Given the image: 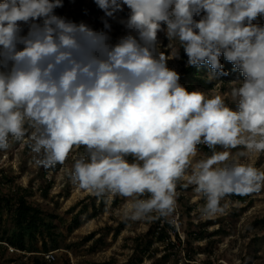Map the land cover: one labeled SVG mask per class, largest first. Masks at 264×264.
<instances>
[{
  "label": "clouds",
  "instance_id": "1",
  "mask_svg": "<svg viewBox=\"0 0 264 264\" xmlns=\"http://www.w3.org/2000/svg\"><path fill=\"white\" fill-rule=\"evenodd\" d=\"M92 2L99 29L58 15L63 0H0V151L26 142L45 170L75 151L69 182L124 198V223L174 220L178 186L205 219L264 191L248 162L264 157V0ZM182 54L208 84L225 85L221 57L242 79L189 90L168 67Z\"/></svg>",
  "mask_w": 264,
  "mask_h": 264
},
{
  "label": "rangeland",
  "instance_id": "2",
  "mask_svg": "<svg viewBox=\"0 0 264 264\" xmlns=\"http://www.w3.org/2000/svg\"><path fill=\"white\" fill-rule=\"evenodd\" d=\"M63 3L64 6L56 10L58 15L77 22L80 15L87 13L83 22L96 29L102 27L100 17L103 14L92 0H63ZM93 8L97 10L96 14H88ZM257 22L264 24V20L258 19ZM111 23V35L115 40L123 34V29L118 23ZM184 59L182 54L180 61H170L168 64V67L177 71L180 77H182V68L185 65ZM208 71L207 67L203 75L205 76ZM182 78L180 83L186 88L201 89L209 95L227 93L230 87L227 85L229 81L242 79L238 72H234L230 76L223 77L225 85L213 83V86L209 88L196 82L190 84V81L182 80ZM202 151L208 152L203 146ZM79 152L82 154L83 149H80ZM76 155L77 153L74 151L64 165H58L54 170H45L34 165L33 154L26 142L13 141L9 150L0 151V183H3L5 179H13L15 187L21 186L31 192V200L38 203L46 214H53L57 217L55 233L60 249L50 252L55 256V261L52 264H66L67 262L69 264H135L140 256L135 249L136 239L141 240L140 248L145 247V242L141 237L149 229L148 222L126 223L123 228H120L126 204L124 198L97 199L73 186L67 179V172ZM248 162L254 163L256 167L264 170V157ZM4 176L5 178H3ZM47 187L49 188L47 189ZM45 189L46 193L44 194L43 190ZM181 193L184 194L185 203L188 206L202 202V199L197 198L192 186L185 188ZM116 198L117 202L114 203ZM101 201L105 202L106 211L100 212L92 218L91 205L94 203L98 207ZM85 203L88 205L87 212L78 218L77 225L69 233L67 227L70 225L73 215L80 211ZM223 203L228 205L223 216L192 220L193 224L198 225L201 229L207 228L210 232L224 229L228 232L224 237L215 236L212 239L196 243L194 245L196 249L195 262L186 261L184 252L181 250L183 247H179L176 239L171 236V240L175 244L174 251H168L167 248L157 244L152 247V250L158 247L161 252L167 251L166 253L169 255L167 260L164 261L161 258L162 253L153 255L154 251L148 250L149 253L144 257L142 264H203L207 260L213 264H253V262L264 264V191L247 197L242 204L231 202L227 198L222 201ZM14 209L13 207L10 211H4L2 214L0 237L3 239L8 238L17 230V226L13 222ZM170 222L176 228L180 243H184L185 236L178 225V215ZM90 236L93 238L87 240ZM24 255L21 257L19 254L11 255L0 248V264H26V258L29 256L30 258H42V255Z\"/></svg>",
  "mask_w": 264,
  "mask_h": 264
},
{
  "label": "trees",
  "instance_id": "3",
  "mask_svg": "<svg viewBox=\"0 0 264 264\" xmlns=\"http://www.w3.org/2000/svg\"><path fill=\"white\" fill-rule=\"evenodd\" d=\"M96 9L93 8L89 11L88 14L94 15L96 14ZM87 13L84 15H80L77 18V22H81L85 19ZM186 59V58H185ZM221 62L224 64V68L229 72L230 76L234 73L232 70V66L227 62L223 61L221 57ZM207 68L205 65L199 69L197 68H186L185 65L182 68V80L196 82L202 86H206L211 88L213 84H208L204 79L203 72ZM223 80V77L221 78ZM190 90V87H188ZM207 150V148H206ZM208 151V150H207ZM5 178V176L3 177ZM3 183H0V225L2 223V214L4 211L8 212L13 207L15 208L13 211V222L17 226V230L9 235L8 238L3 239L0 237V242H4L8 244L10 247H13L15 250L20 251L24 254H34V255H43L51 251H55L59 248V241L57 239V235L55 233L57 229V217L53 214H46L41 206L35 201L31 200V192L21 186H14L13 179H5ZM49 187H47L48 189ZM182 188L178 186V225H180V230L185 236L184 243H180V239L178 237V233L176 228L174 227L172 222H164L161 220H157L154 222H148L149 229L141 237L142 241L145 242V247L140 248L139 242L141 240L136 239V252L139 253L138 261L135 264H142L144 257L149 253L148 250H152V247L156 244L159 246L167 248L168 251H174L175 244H173L171 240V236H173L178 242L179 247H183L181 249L184 252L186 261L195 262V254L196 249L194 245L198 242L205 241L207 239H212L215 236L224 237L228 234V232L224 229H218L214 231H208L207 228H199L198 225H194L192 220H197L201 218L198 215L199 207L204 203L198 202L194 205L188 206L185 203V196ZM44 194L46 193V189L43 190ZM249 196H237L232 195L230 197H226L229 201L242 204L245 199ZM117 202V198L114 203ZM92 214L91 217H96L100 212H105L107 206L104 201H101L99 204V208L93 203L92 205ZM88 210V205L85 203L84 207L78 211L75 215H73L70 225L67 227V231L71 233L77 225L78 218ZM123 225L126 223H121L120 228H123ZM118 233V230L116 234ZM114 234V236H116ZM172 234V235H171ZM93 237L90 236L87 240H91ZM3 249V247H0ZM153 255L162 253L163 260H167L169 255H167V251H159L158 247L153 249ZM25 256V255H20ZM41 257V256H39ZM23 258V257H22ZM26 264H46L43 258L33 257L26 258ZM66 264H69L68 262ZM203 264H213L210 260L205 261Z\"/></svg>",
  "mask_w": 264,
  "mask_h": 264
},
{
  "label": "built area",
  "instance_id": "4",
  "mask_svg": "<svg viewBox=\"0 0 264 264\" xmlns=\"http://www.w3.org/2000/svg\"><path fill=\"white\" fill-rule=\"evenodd\" d=\"M0 246L3 247V249L5 251H7L8 254H11V255H24V253L20 252V251H17L15 250L13 247H10L8 244L4 243V242H0ZM42 258L44 260V262L46 264H52L54 261H55V256L53 253H46V254H43L42 255Z\"/></svg>",
  "mask_w": 264,
  "mask_h": 264
}]
</instances>
